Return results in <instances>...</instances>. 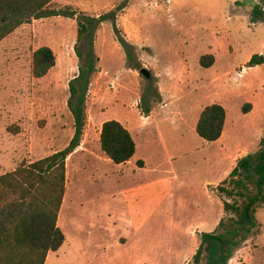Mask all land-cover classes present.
<instances>
[{
  "label": "rangeland",
  "instance_id": "rangeland-1",
  "mask_svg": "<svg viewBox=\"0 0 264 264\" xmlns=\"http://www.w3.org/2000/svg\"><path fill=\"white\" fill-rule=\"evenodd\" d=\"M258 3L55 0L54 16L0 43V176L69 148L76 133L69 84L90 61L96 66L81 145L67 159L58 223L65 243L46 264L193 262L201 234L228 217L219 186L264 137V65L247 66L264 54V23L250 19ZM104 16L79 39V21ZM118 38L133 46L131 57ZM42 47L53 50L56 66L36 79L32 57ZM205 55L215 57L212 68L201 66ZM214 103L227 111L223 142L230 151L219 162V146L195 130ZM111 120L135 136L134 166L116 165L103 153L101 130ZM146 127L156 130L158 146L142 135ZM257 218L260 227L229 264H264V204Z\"/></svg>",
  "mask_w": 264,
  "mask_h": 264
},
{
  "label": "trees",
  "instance_id": "trees-1",
  "mask_svg": "<svg viewBox=\"0 0 264 264\" xmlns=\"http://www.w3.org/2000/svg\"><path fill=\"white\" fill-rule=\"evenodd\" d=\"M55 0H0V43L25 24L54 16L50 10ZM254 5L250 19L264 23V0ZM107 16L79 21V39L91 36ZM131 57V44L118 38ZM32 74L46 77L56 66V55L49 47L33 53ZM200 64L212 68L213 55H205ZM264 65V54L254 55L248 68ZM95 63L79 70L69 84L70 109L75 118L76 133L64 151L32 163H23L13 172L0 176V264H46L50 253L59 251L65 243L59 215L67 188V159L81 144L86 125V96ZM250 105V104H249ZM244 106L243 112L247 114ZM148 116L152 109L144 111ZM227 111L220 104L203 109L196 132L208 143L217 142L224 132ZM100 144L103 153L116 165L126 164L136 154V143L130 131L119 121L103 124ZM228 217L223 218L213 232L202 233L200 246L191 264H229L235 251L260 227L258 209L264 204V137L260 149L237 161L236 167L218 188ZM225 197V198H224ZM226 198L239 199L233 202Z\"/></svg>",
  "mask_w": 264,
  "mask_h": 264
},
{
  "label": "crops",
  "instance_id": "crops-1",
  "mask_svg": "<svg viewBox=\"0 0 264 264\" xmlns=\"http://www.w3.org/2000/svg\"><path fill=\"white\" fill-rule=\"evenodd\" d=\"M214 104H217V103H214ZM212 105V104H211ZM151 114V113H150ZM150 115H148V116H146V117H148V118H150L149 117ZM227 120V119H226ZM197 124L198 123H196L195 124V130H196V128H197ZM226 127H227V123L225 124V127H224V132H223V134H222V137L217 141V142H214L215 144L214 145H218L219 146V148H218V150L220 151V153H219V157L217 158L218 159V162H219V160H224V158L225 157H227V155H228V153H229V151H230V149L226 146V144L223 142V138H224V135H225V130H226ZM130 130V129H129ZM140 131H142V135L143 136H145V138H146V140H147V142H148V144H150L151 146H158L159 144H160V142L158 143V141L156 140L157 139V134H156V130H154V128L153 127H146V128H142ZM130 133H131V135H133L132 134V132L130 131ZM133 137V139L135 138V136L133 135L132 136ZM135 141V140H134ZM161 142H162V140H161ZM162 145H164V144H162ZM136 155V154H135ZM134 158V157H133ZM243 158V157H242ZM139 159H141L142 161H143V163L145 164V166H146V162L142 159V158H139ZM138 159V160H139ZM138 160L136 161V163L138 162ZM133 161V159L131 160V161H129L128 163H126V164H122L121 166H134V162H132ZM132 162V163H131ZM131 163V164H130ZM136 163H135V166H136ZM237 165V164H236ZM120 166V167H121ZM236 167V166H235ZM138 168V167H137ZM140 168H143V167H140Z\"/></svg>",
  "mask_w": 264,
  "mask_h": 264
},
{
  "label": "water",
  "instance_id": "water-1",
  "mask_svg": "<svg viewBox=\"0 0 264 264\" xmlns=\"http://www.w3.org/2000/svg\"><path fill=\"white\" fill-rule=\"evenodd\" d=\"M141 74H142L147 80H149V79L151 78V74H150V72H149L148 70H146V69H142V70H141Z\"/></svg>",
  "mask_w": 264,
  "mask_h": 264
},
{
  "label": "bare ground",
  "instance_id": "bare-ground-1",
  "mask_svg": "<svg viewBox=\"0 0 264 264\" xmlns=\"http://www.w3.org/2000/svg\"><path fill=\"white\" fill-rule=\"evenodd\" d=\"M62 211V210H61ZM62 213V212H61ZM61 215V214H60ZM61 217V216H60ZM65 217V216H64Z\"/></svg>",
  "mask_w": 264,
  "mask_h": 264
}]
</instances>
